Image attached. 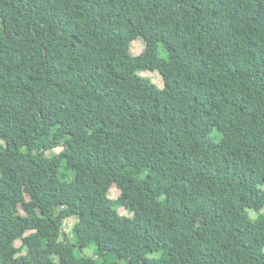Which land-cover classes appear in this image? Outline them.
<instances>
[{
    "label": "trees",
    "instance_id": "1",
    "mask_svg": "<svg viewBox=\"0 0 264 264\" xmlns=\"http://www.w3.org/2000/svg\"><path fill=\"white\" fill-rule=\"evenodd\" d=\"M120 261L264 264V0H0V264Z\"/></svg>",
    "mask_w": 264,
    "mask_h": 264
},
{
    "label": "rangeland",
    "instance_id": "2",
    "mask_svg": "<svg viewBox=\"0 0 264 264\" xmlns=\"http://www.w3.org/2000/svg\"><path fill=\"white\" fill-rule=\"evenodd\" d=\"M4 13H7V8L4 9ZM179 16H180V7L175 4V12H174V17L171 21V26H174L176 24H178V20H179ZM23 18L22 17H17V18H11L6 16L5 19V30L11 34V35H16L18 33L21 32V30L23 29ZM177 46L184 50V43L181 41H179L177 43ZM143 49V43L140 39L135 40L132 44H131V53L133 55H138ZM70 52V48L69 46H67L66 44H62L59 45L53 49L50 50V56L51 58L54 59V61L56 63H59L62 60V55L64 53ZM142 75L144 77H147L151 80L152 84L154 86H156L157 88L161 89L162 88V80H161V76L157 71H153V72H143ZM88 88L86 86H79L78 88H76L73 91V94L78 97V98H82L84 97L87 93H88ZM43 105L44 103L41 104L40 106V111L43 110ZM60 149H54V153H58ZM109 197L111 199H121V201L123 202V205L128 207V208H132L134 210H140L137 206H136V202L134 200V198L131 195H122L115 187H112L111 190L109 191ZM121 213L127 214L125 210H120ZM76 222V218L72 217L70 219L65 220L63 228H64V232L66 233L68 239L71 242H74L76 240L75 235L72 232V226L73 224ZM86 252L88 254L92 253V247L90 249H87ZM119 264H125L124 261H120Z\"/></svg>",
    "mask_w": 264,
    "mask_h": 264
}]
</instances>
